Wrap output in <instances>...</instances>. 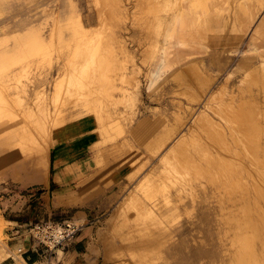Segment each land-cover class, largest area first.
Masks as SVG:
<instances>
[{
  "label": "rangeland",
  "instance_id": "1",
  "mask_svg": "<svg viewBox=\"0 0 264 264\" xmlns=\"http://www.w3.org/2000/svg\"><path fill=\"white\" fill-rule=\"evenodd\" d=\"M119 1L0 0V87L5 89L4 85H6L8 89H14L23 102H53L54 84L64 75V67L58 66V56L52 50V44H66L71 41L73 36L70 28L71 17H80L86 28H92L97 32L95 36L97 41L100 39L97 55L86 72L87 83L90 85L83 90L82 95L88 96L92 108L86 112L83 107H80L83 102L74 107L75 101L72 102V96L63 93L62 101L70 99L66 104L68 106H64L67 112L65 110L64 117H60L62 123L60 122L58 129L51 133L48 128L45 135L41 133L40 126L33 129L34 135H41L40 138L43 141L50 142L51 138L55 140L54 145L49 149L48 156L52 150L68 144H79L80 149L82 146L86 149L84 156H80L77 160L86 162L85 171L78 170L77 184L63 188L76 195L74 201H59L57 193L62 190L54 184L50 194L45 196V206L41 200H37L39 192L36 187L40 186L38 182L45 177L44 171L41 170L42 166L38 165L40 155L38 147L32 145L23 148L27 150L25 152L23 149L16 151L11 139L14 137L19 140L22 137L34 135L29 130L31 134L26 132L27 129L22 131L20 122L12 117L0 116V161L9 159L5 164L0 165V232L3 233L4 227L8 225L3 220V215L7 214H10L11 219L28 223L24 227L26 234L37 222L61 224L68 221L80 227L78 233L82 230L88 231V238L77 251L74 250L76 245L72 241L64 248L59 247L51 254L42 255L35 264H115V260L107 259L108 256L106 260L104 256L106 246L103 245V240L110 232V218L116 215V210L125 198L130 194L138 193L139 185L150 175V171L159 165V159L163 154L166 155L171 150H175L176 155H179L180 150H184L190 157L195 154L194 145H197L196 148L200 147L199 149L203 147H209L211 150L218 149L216 151L222 154L224 151L220 149L219 142H216L219 147L217 148L212 141H216V137L214 139V136L211 137V126L215 127L214 124L223 127L222 131L227 142L225 144L233 152L236 150L234 153H237V156H231L230 160L239 162L236 160L238 158L252 166V169L254 168V159L251 160L253 154L249 155L246 152V145L251 146V143L246 140L244 130L237 129V122L240 120L237 110L242 102L238 86L242 87V84L245 86L251 82L250 79L244 82L242 77L247 74L245 71L248 68H245V65L249 62L256 65L257 61L264 62V55H262L264 54V31L257 34L258 36H251L250 32L256 25L258 29V25L260 26L261 19L258 21V17L262 11L254 10L256 0H218L217 3L220 6L216 12L219 16L211 14L217 10L213 5L217 0H206L203 9L206 11L208 8L211 9V12H207V16L206 11L201 8L198 10L199 14L197 9L194 10V15H200L201 22L197 24L198 27L196 25V30L192 25L191 37L187 35L181 38L182 40L177 37L171 41L168 59L173 61L174 65L170 71L161 73L155 86L149 90L147 74L154 69L159 58L157 53H160L158 49L162 46L160 26H164L166 18L172 12L169 9L172 6L169 2L171 3L172 0ZM180 2L178 6L184 7L186 3ZM237 3L241 6L239 7ZM113 7L119 11L116 12ZM245 8L249 10L253 8L251 10L254 12L253 18H247L250 15L244 16V13L249 12V10L245 12ZM121 10L124 11L123 14L120 13ZM200 12L203 15L205 13V17H202ZM99 15H103L104 19ZM261 16L264 17V14ZM225 17L229 20L227 26L222 23L217 24L216 20H223ZM211 20L216 21V24L209 31L206 24ZM253 20L254 22L251 23ZM206 29L209 33L205 37L203 32ZM215 30H218L217 33ZM198 31L202 33V39L205 37L208 41L201 43L202 39L199 40ZM38 36L44 46L40 51L33 53L31 45L35 42L34 37ZM116 37L124 42L126 47L124 52L115 46L117 41L113 38ZM251 40H253V46H250ZM180 41L184 44H180ZM251 47H255L257 51L251 54L242 53ZM67 52L68 49H62L59 58L62 63L67 57ZM99 59H102L103 63L97 66L95 62ZM172 75L180 80H173ZM208 76L211 82L205 88L201 80ZM251 77H254V73H251ZM261 92L258 106L262 110L264 109V90ZM70 93L77 94L76 91ZM208 116L210 120H213L211 126L206 125L209 124ZM39 118L40 121L43 120V117ZM98 119H101L103 123H111L119 127L122 131L121 135L114 136V139H110L108 133L104 137L101 136L97 130ZM261 121L264 123V119ZM226 122L227 125H225ZM229 123L233 125L230 126ZM262 138L264 135L261 134L258 137L260 141L258 146L264 144ZM172 160L175 165L179 163V158ZM152 176L156 178L160 176L161 180L165 175L159 168ZM160 180L159 184L165 181V177ZM28 182L32 184L31 187H27ZM212 191L214 188L208 186L206 195L201 193L203 196L200 197V201L205 200L200 202L199 211L194 216L183 213L167 225L175 236L172 253L169 252L167 255L168 264H176L177 250H180L178 245L186 246L184 255L182 254L184 262L188 261V258L202 256L204 262L208 258L206 263L215 264L214 258L221 257V244L218 237L219 227H223L217 225L216 219L220 218L219 207ZM166 195L168 196V193L158 194L163 200L162 205L169 200ZM1 196H5L8 202H5ZM34 205L36 208H33ZM57 206H60L59 209ZM5 210L7 211L4 213ZM169 213L170 211L165 214ZM187 214L189 216H185ZM3 239V235L0 234V244L5 247ZM57 249L62 252L58 253ZM205 251L208 253L207 256ZM211 257L214 258L211 259ZM122 259L129 262L126 264H133L128 256ZM163 260L164 258L159 257L152 260L151 264H161Z\"/></svg>",
  "mask_w": 264,
  "mask_h": 264
},
{
  "label": "bare ground",
  "instance_id": "2",
  "mask_svg": "<svg viewBox=\"0 0 264 264\" xmlns=\"http://www.w3.org/2000/svg\"><path fill=\"white\" fill-rule=\"evenodd\" d=\"M180 1L182 3H186L184 7L178 6V3ZM205 2L206 0H179L178 2L177 0H172L171 3L169 2L170 6L172 5L169 8L172 12L166 18L165 24H163L164 26L162 25L163 27H161L159 25L160 30L162 31V38L160 43L162 46H160L161 48L158 49L160 53H157L159 54V58L157 59L156 65L153 67L154 69L152 71H149L147 74L148 90L155 86L158 79L160 78L161 73L168 72L173 67V61L171 62L169 61L170 59H168L170 43L177 37H179V39H183L187 35L189 37L193 35L192 25L194 26L193 29L196 30V25L201 22L200 15H194V10L197 9L196 11H198L200 10V8L203 9V7H205ZM217 2L218 0L215 2L216 4L213 3V5L216 6L214 8H217V10H214L213 13L210 11L211 9H209L208 6L207 11L203 9L204 11H206V16L207 12H211L212 15L217 14L216 11H218V7L220 6ZM209 3L211 2L209 1ZM237 4L238 6L240 5V3ZM254 7L255 11H262L261 15L264 14V0H256ZM116 8L113 7L114 10ZM246 10L249 9L245 8V12ZM251 10H253V8ZM251 10H249V12L247 11L246 14L244 13V16L246 15L247 17L250 15L247 18H253L254 12H252ZM123 12L124 11L122 10L120 11L121 14H123ZM202 12L200 13L202 14ZM197 13L199 14V11ZM115 14L117 15V13ZM223 14L224 13H222V15ZM204 15L202 14V17H205ZM209 15L210 14H208V16ZM256 15L257 14H255V16ZM261 15L260 17H258V21L261 19L260 26L258 25L259 29L257 28V25L252 28V30L250 31L252 33L251 36H255L257 34L259 35L261 31H264V17H262ZM99 16L102 17L103 15ZM100 17H98V19H100ZM71 19L72 23L70 24L72 26L70 28L73 33L71 41L66 44H52V50L56 52L58 56V66L60 68L64 67V75L57 79L54 84L55 98L52 103H48L45 101H38L34 103L23 102L21 98L18 97L17 93L14 92V89H8V86L6 85H4L5 89L0 87V116H10L17 122H20L22 131H26L27 129L26 132L29 133V131H31L34 135L33 129L35 130V128L40 126L42 130L41 133L45 135L48 128L50 129L51 133L52 131H55V129H58V126L62 123L61 120L64 117L63 113L66 110L64 106H68L66 104L70 99L69 98L65 100V102L62 101L63 93H67L75 98L74 100L71 97L72 102L75 101L74 107L79 106L80 103L83 102L84 104L81 103L82 105H80V107H83V110L87 112L89 108H92L90 106L91 100L88 99V96L83 97L82 95L83 90L88 88V86L90 85L89 83H87L88 77L86 72L87 68L93 63V59L97 55L99 45L98 41L100 39H98L97 41V38L95 37L97 32L93 31L92 28H86L84 22L80 19V17L75 16L71 17ZM254 20L251 21V23L254 22ZM211 21H208L206 24V28L209 31L213 29L216 21L217 24L222 23L224 24V26H227L229 20L225 17V19L223 20L220 19L216 21L213 20L212 22ZM103 22L104 21H102V23ZM102 23L101 28H103ZM98 29L100 31V28ZM207 29L203 32L204 36L209 33ZM101 31L103 30L101 29ZM199 34V40H201L203 38L201 37L202 33L199 32ZM98 36L99 35H97V37ZM205 37L200 41L201 43L207 40ZM252 38L254 40V37ZM113 39H116L117 41L115 46L118 47V50L124 52L126 47L122 39H119L118 37ZM253 40H251L250 46H253ZM34 41L35 42L32 43L31 48L33 53H36L43 48L44 43L39 36L34 37ZM179 43L184 44L183 41H180ZM198 44L199 43H197V45ZM64 48L68 49V52L67 57L64 59L65 62L63 61L62 63V60L59 61V58L62 54V49ZM254 51H257L255 50V47H251L248 50L243 51L242 53L251 54ZM102 63V59H99L97 60V62H95V65L99 66ZM78 67L79 69H77ZM245 68L248 69L247 71H245L247 72L245 77L244 75L242 76L244 82L249 79L251 80V82L247 83V85L245 86L244 84H242V87L238 86V90L240 88L239 94L242 102L241 106L237 110V116H240V120L239 122H237L238 125H236L238 127L237 129L240 128L244 130L246 140L251 143V146L246 145V152L249 153V155L251 153L253 154H251L253 156L251 160L254 159L253 162L255 163L253 164V167L255 168V170H253L254 168H251L252 166L250 167L249 165H247L244 160V162H242V160L238 158L236 160H239V162H235V160L232 161V159L230 160L231 156H237V153H234L236 152V150H234L233 152L232 149L227 147V145L225 144L226 141L224 138V132L222 131L223 127H218V124L213 123V126H216L212 128L210 124L213 120H210L208 116L207 118L209 124L206 125L211 126V137L214 136L213 139L216 137V141H212L215 142V144L216 142H219V144L221 145H219L220 149L224 152L220 154L221 152L218 153V151H216L218 149L211 150L209 147H203L202 149H199L200 147L196 148L197 145H194L193 150L195 151V154L191 155L190 157L184 150H180L179 155H176L175 150H171L166 155L163 154V156L159 159V165L156 166L155 169L150 171V175L147 176L145 180L142 181L139 185L138 193L130 194L127 198H125L121 203L119 209L116 210V215L110 218V232L103 240V245L106 246L104 250L105 259L108 256L109 258L107 257V259L111 258L115 260V264H126L127 261L123 260L122 257L128 256L132 259L133 264H151L152 260L161 257L162 259L164 258L161 264H168L167 255L169 252L172 253L174 247L173 244H175V236L173 235V232H171V230L167 228V225L171 224L173 219L179 217L183 213L192 214V216H194V214L199 211L200 202L202 203L205 200L202 198L203 201H200V197L203 196H201V193L206 195L208 186H211V188H214V191H212L211 193L215 196V202L218 205L217 207H219L218 215L220 218H218L219 220L216 219L218 221L217 225H222L223 227H219L220 234L218 237L221 244L220 246L222 255H220L221 257L219 256V259H215L214 257H211V259L214 258L215 264H264V146H261L264 144H261L260 146L257 145L260 144L258 137L261 134L264 135V123H262L261 121L262 119H264V109L261 110L258 106V99L261 97V91L264 90V62L257 61V65L253 63L250 64L249 62L245 65ZM251 73H254V77H251ZM173 75V80H180L179 78H174ZM8 81H10V79ZM201 81L203 86L205 87L208 83L211 82V78L209 76L204 77ZM4 83L7 84V81L4 80ZM71 91H76L77 94L72 95L70 93ZM203 113L206 114L205 112ZM39 117H43V120L40 121ZM97 124V130L103 137L107 133L109 134L110 139H114V136L116 135H121V129L111 123H103L101 119H98ZM225 125H227V122L225 123ZM229 125L231 126L233 124L229 123ZM239 133L242 132L240 131ZM233 135L234 134H232V136ZM40 136L34 135L30 137L26 136V138H20L15 145V150L19 151L23 148L36 145L40 154L39 160L40 162H44L47 153L50 147L54 145L53 143L55 142V140L51 138L49 140L50 142L43 141ZM25 151L27 150H24V152ZM232 152L234 154H232ZM180 155H182V157H180ZM238 156L240 157L239 154ZM173 158H179V163L177 165H175L174 160H172ZM8 160L9 159L0 161V165L5 164ZM159 168L165 175V181L160 182V184L158 183V181L160 180V176L158 178H156V176H152L153 174H156ZM160 193H168V196L166 195V198H169V200L165 205L161 204L163 200L158 196V194ZM168 211H170V213L166 215L165 213ZM188 214L185 216H189ZM0 234L3 235L2 231L0 232ZM178 246H180V250H177L178 260L176 261V264H209L206 263L208 258H206V262H204L202 256L197 258H188V261L184 262L185 259H183L184 257L182 256V254L184 255L186 246ZM57 252L59 253L62 251L60 249H57ZM205 253L207 256L208 253L206 251ZM8 255L9 252L6 250V248L0 245V261L4 260ZM13 256L15 258L16 264H26L24 261H22L17 252ZM211 259H209L210 262Z\"/></svg>",
  "mask_w": 264,
  "mask_h": 264
},
{
  "label": "crops",
  "instance_id": "3",
  "mask_svg": "<svg viewBox=\"0 0 264 264\" xmlns=\"http://www.w3.org/2000/svg\"><path fill=\"white\" fill-rule=\"evenodd\" d=\"M11 139L14 145H16L18 139L14 137ZM85 152L86 149L83 146L80 149L79 144L63 145L55 150H52L49 156L48 151L44 162H40L39 160L38 163V165L42 166L41 170L44 171L45 177H42V180L38 182V185L40 186L36 187L39 192V194H37V200H41L45 206V196L50 194L51 187L54 184V186L62 190L57 193L59 201H74L76 199L74 196L76 195L72 193V191L65 190L63 188L71 184H77L79 176L78 170L80 169L81 171H85L86 162L77 161L80 156H84ZM28 183L30 184V182ZM29 184L27 187H31L32 184ZM1 198L4 199L5 202H8L5 196H1ZM59 207L60 206H57V209H59ZM33 208H36L35 205ZM52 209L54 210L55 207L53 206ZM6 211L7 210H5L4 213ZM9 217L10 214H7L6 216L3 215V220L8 223V225L3 229V242L5 244L6 250L9 252V255L4 260L0 261V264H16L15 258L13 256V253H15L16 251L22 261H24L26 264H35L40 260L42 255H44V248H35V245L32 244V241L29 238L28 234L24 233L26 231H24V227L28 225L27 222L11 219ZM77 220L78 219H76V221ZM86 238H88L87 230H82L81 233L76 234V236L72 240L76 245V249H74L75 251L82 247V244L84 243Z\"/></svg>",
  "mask_w": 264,
  "mask_h": 264
},
{
  "label": "built area",
  "instance_id": "4",
  "mask_svg": "<svg viewBox=\"0 0 264 264\" xmlns=\"http://www.w3.org/2000/svg\"><path fill=\"white\" fill-rule=\"evenodd\" d=\"M80 227L75 223L64 221L61 224L37 222L27 231L35 248L43 247V254H51L56 248H64L72 242Z\"/></svg>",
  "mask_w": 264,
  "mask_h": 264
}]
</instances>
